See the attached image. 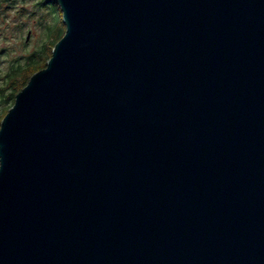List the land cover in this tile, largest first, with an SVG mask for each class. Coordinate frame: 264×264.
Masks as SVG:
<instances>
[{
    "label": "water",
    "instance_id": "obj_1",
    "mask_svg": "<svg viewBox=\"0 0 264 264\" xmlns=\"http://www.w3.org/2000/svg\"><path fill=\"white\" fill-rule=\"evenodd\" d=\"M57 3L0 124V264H264V0Z\"/></svg>",
    "mask_w": 264,
    "mask_h": 264
},
{
    "label": "rangeland",
    "instance_id": "obj_2",
    "mask_svg": "<svg viewBox=\"0 0 264 264\" xmlns=\"http://www.w3.org/2000/svg\"><path fill=\"white\" fill-rule=\"evenodd\" d=\"M11 3L12 8H0V88L13 59H21L35 48L37 54L42 55L54 34L58 33L55 37L61 34L64 26L57 0H14ZM3 112L0 104V124Z\"/></svg>",
    "mask_w": 264,
    "mask_h": 264
},
{
    "label": "trees",
    "instance_id": "obj_3",
    "mask_svg": "<svg viewBox=\"0 0 264 264\" xmlns=\"http://www.w3.org/2000/svg\"><path fill=\"white\" fill-rule=\"evenodd\" d=\"M1 1L2 0H0V2ZM18 27L22 28L23 24ZM45 31L48 32L49 30L47 29ZM59 33L61 34L56 37L55 35L58 33L54 34L51 43L45 47L42 55H38L37 49L35 48L21 59H13V62L10 64L2 78L3 85L0 88V104L3 105L4 112L2 113L1 118L4 117L9 108L14 104L15 95L27 84L29 78L35 72L46 67V63L51 57V49L65 33V25L63 26V30Z\"/></svg>",
    "mask_w": 264,
    "mask_h": 264
},
{
    "label": "flooded vegetation",
    "instance_id": "obj_4",
    "mask_svg": "<svg viewBox=\"0 0 264 264\" xmlns=\"http://www.w3.org/2000/svg\"><path fill=\"white\" fill-rule=\"evenodd\" d=\"M12 1L14 2V0H2L0 2V8H3V9L12 8L14 6L13 3H11Z\"/></svg>",
    "mask_w": 264,
    "mask_h": 264
}]
</instances>
